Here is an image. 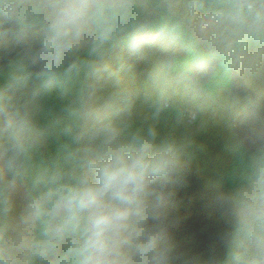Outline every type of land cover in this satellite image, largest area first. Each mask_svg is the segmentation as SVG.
<instances>
[{"label":"clouds","instance_id":"1","mask_svg":"<svg viewBox=\"0 0 264 264\" xmlns=\"http://www.w3.org/2000/svg\"><path fill=\"white\" fill-rule=\"evenodd\" d=\"M196 4L159 0L174 30L243 74L240 45L264 44V0H223L203 15ZM144 14L136 0H0V38L11 40L0 86V264H264V93L241 89L223 106L246 114L228 145L239 166L215 198L219 224L207 254L180 248L169 204L190 145L162 136L157 121L192 75L151 67L152 122L134 126L140 93L123 85L131 65L114 54L125 40L131 54L143 49ZM56 87L59 111L44 119ZM53 135L60 150L45 162Z\"/></svg>","mask_w":264,"mask_h":264},{"label":"crops","instance_id":"2","mask_svg":"<svg viewBox=\"0 0 264 264\" xmlns=\"http://www.w3.org/2000/svg\"><path fill=\"white\" fill-rule=\"evenodd\" d=\"M222 2L223 0H197L193 10L203 15L221 6ZM136 3L145 8V14L141 20L146 25L144 31L157 40L183 44L185 53L173 58L170 62L153 53L150 65L145 69H138L124 54V47L129 41L125 40L117 47L114 55L124 56L131 65L130 70L121 73L122 83L140 93L133 113L134 126L143 128L152 122L150 119L153 111L152 101L144 99V90L149 84L148 70L154 66L164 67L172 77H178L181 73L190 70L191 83L186 82L176 90L175 107L161 115L157 121V127L162 136H172L180 141L189 142L185 165L195 167L197 173L203 178L205 188L225 185L229 190L230 174L239 165L230 153L228 145L231 135L237 131L232 122L234 117L230 116L223 106L236 93L232 89L234 76L239 78L249 91L264 93V44L248 41L240 45L243 63L246 65L241 74L237 67L226 63L224 56L205 42L194 39L186 30H174L173 20L159 7V0H136ZM213 58L217 59V62L205 80L193 76L192 71L196 66L204 65ZM112 62L114 63V60ZM9 71L7 63L0 68V86L6 84ZM174 87L173 85L169 90L172 91ZM110 90L111 85L106 87L103 94H107ZM59 92V87L54 88L45 101L44 119H50L58 113ZM200 103L206 105L205 110L199 111L194 108L195 104ZM186 107L197 111L196 117L191 121L187 120L183 114ZM61 143L62 139H58L55 135L47 140L41 149L45 162L56 157ZM221 174H223L222 179Z\"/></svg>","mask_w":264,"mask_h":264},{"label":"trees","instance_id":"3","mask_svg":"<svg viewBox=\"0 0 264 264\" xmlns=\"http://www.w3.org/2000/svg\"><path fill=\"white\" fill-rule=\"evenodd\" d=\"M148 42L136 54H131L129 43L124 47L125 57L138 69H145L150 65L151 56L157 54L170 62L173 58L185 53V46L175 42L160 41L149 35ZM11 45L10 38H0V68L7 63L8 50ZM217 59H211L204 65L196 66L192 74L194 77L205 80L215 67ZM232 89L239 91L249 89L243 82L233 77ZM237 133H242L246 125V114L232 119ZM173 197L169 204L170 212V238L182 249L207 254L211 236L219 224V210L215 203L216 196L228 191L225 185L205 188L203 178L197 173L194 166L185 165L184 179L173 187Z\"/></svg>","mask_w":264,"mask_h":264},{"label":"built area","instance_id":"4","mask_svg":"<svg viewBox=\"0 0 264 264\" xmlns=\"http://www.w3.org/2000/svg\"><path fill=\"white\" fill-rule=\"evenodd\" d=\"M183 114H184V116L186 117L187 120L191 121V120H193L196 117L197 111L195 109H193V108L186 107L183 110Z\"/></svg>","mask_w":264,"mask_h":264}]
</instances>
